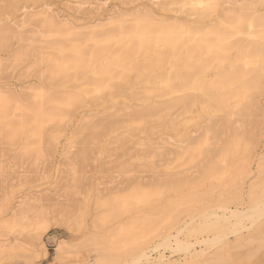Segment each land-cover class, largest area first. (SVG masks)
<instances>
[{"label": "rangeland", "instance_id": "1", "mask_svg": "<svg viewBox=\"0 0 264 264\" xmlns=\"http://www.w3.org/2000/svg\"><path fill=\"white\" fill-rule=\"evenodd\" d=\"M218 1L216 3L215 2L212 3L214 5L207 12L208 14L204 17L205 19L217 20L218 18H221V16H224L225 13L229 12L230 8L239 9L240 4H241V8H244L246 10L245 12L250 11L254 7H259L261 10L264 9V2H262L261 0H257V1L256 0H251V1L250 0H235V1L227 0L226 2L225 0H223V2L221 1L218 2ZM245 1L246 2L248 1L249 3L250 2L251 3L244 5V3H246ZM232 2L233 4L234 2L235 3L237 2L238 4L233 5ZM17 3L19 5L17 4L18 7L16 11L13 13L10 10L6 9L4 7V1L0 0V6H2V8H0V22L6 23L7 19H9L8 23L10 25L13 24L14 27L19 25L18 29L24 32L23 35H26V33L27 35L28 33H31V29L34 31L36 30L34 23L31 21L27 22L28 24L27 23L22 24L23 19L25 18L24 16H27L26 13H28L29 10L36 11L38 9L46 8L50 11V13H53V14L56 13L55 16L58 19H65V20L67 19L76 25L85 24V23L86 24L89 23V25H92L93 22H94L93 24H95V23L104 21L105 23L103 27H99V29H104L107 27L109 28L111 26H114V24L115 25L119 24V22L107 24L106 19L109 18L110 16H115L118 14L130 15L132 14V12L135 13L136 11L141 10V9L144 10L145 8L146 9L148 8L154 11L158 10V7L154 5L151 2V0L149 1L148 0H17ZM174 5L175 4H173L171 7L169 6L171 9L168 8L165 10L164 14L166 16H170V15L175 16V17L177 16L178 18L182 20H185L187 18L186 20L190 22L192 21L195 22V19H199L196 21H201V19L198 16H196L197 14L195 13L193 14L194 16L192 15L193 17L190 16L191 13H193L190 10L191 5L189 6L186 4L187 7L185 6L181 7L179 4H177L179 5V8L181 7L180 10L177 5H175L176 7ZM252 5H254L253 8H252ZM172 8L174 9L176 8L175 11H173L174 9ZM177 8L179 11L177 10ZM212 9L214 10V12L212 11ZM185 10H187V13L188 12L189 13L188 14L184 13L186 12ZM156 13L160 14L157 11ZM129 17L127 16L125 19L127 18L129 19ZM129 22L124 23V24H128ZM24 25H27V26H24ZM33 34H29V35L33 36ZM18 40L19 39L17 37H14L12 38L11 42L8 44L7 47H5L4 49L0 47V90L5 91V92L8 91V92L16 93L18 97L24 99L28 97L29 95H31V92H34L33 91L34 87L40 84H45L48 86V84L44 82L45 79H44L43 70H44L45 65L43 62L42 64L40 61V54H42L44 51L45 52L48 51V49L43 45L44 44L43 42H40V43H37L38 45H35L33 47L32 49L33 51L32 50L29 51L28 55H25L19 58L17 53H19L20 51L18 52L15 50L16 48L19 49L18 47L19 45L21 47L22 44H26L25 43L26 41L21 42ZM40 44L42 45L40 46ZM235 54H236V51H231L232 57H234ZM250 66H252V64H250L249 67ZM211 69L212 68H210V70ZM215 69H214L215 71L213 70L208 74H206L207 73L206 71H208L209 69L208 70L206 69L205 72L203 71V75L198 73L197 75L198 82L193 83L191 85L192 88H187L184 90L185 93H190L191 91L192 93L190 94L194 95L195 97L197 96L196 97L197 99L195 98L196 100L193 103L194 106L192 104H189L190 106L188 104L186 105L188 106V109L190 110L192 109L191 113H190V110L189 112L185 110L187 109V107L184 108L185 105L181 106V107L184 106L183 109L181 107L179 108V106L177 107L176 110L172 108L170 112L174 110L173 112L175 113H173V115L175 116L176 114H180V115L184 114L181 110H185V114L181 115L182 117H180V115L179 116L177 115L179 118L177 116L175 117V116H172V114H170V116L174 117L175 122H173L174 124L171 125L172 127L167 126L168 124H166L167 129H165L166 127L161 128L162 126L161 124H162V121L164 123L167 122L166 118L168 120V117H169L168 111H167V114L166 112L163 114V116L165 114L167 115L163 117V120H160V119L151 120V119L146 118L142 120V121L144 120L147 121V122L144 121L145 122L144 123L141 121L140 118L139 119L137 118L138 120L135 121L136 120L135 119L133 122L134 124H132V121H131L130 123L131 125L129 124L127 126L122 127V124L125 125L126 122L129 123L130 122L129 119H131L132 117L130 115L126 117L127 113L129 112V111H126L127 108H128L127 110L131 109L133 111L134 107L135 109L136 108L139 109V106H140V109H142L143 107H145V104H147L148 102H156V100L158 99H162L163 101H165L171 97L177 98V96L179 95V93L170 92L168 94V97L167 95H164L163 97L162 96L160 97L159 95H155V96H158V97H155L153 96L154 92H152L151 90L153 89L154 91V88L157 87L156 86L157 84L155 85L154 83L147 82L145 80L139 82L136 78H133L135 74H131L130 78L127 81L128 83L125 82V84H122L120 82L119 84L118 80H116V83L118 82V84L114 87L115 89L110 88L111 89L110 90L108 88L110 91L106 89L108 91L107 94L109 93L111 94L110 96L108 95L109 97L107 96L106 93H103L102 95L99 93V95H101L99 100L102 98L103 101H101L102 99L100 101L98 100V96H99L98 93H94V94L91 93V95H89L85 99V101L87 100L88 102L82 101L83 103L81 102L76 107L72 108L71 109L72 112H70L71 114L68 116L69 118L66 117L67 119H65V121H63L61 124L60 123L58 124L55 122L47 123L45 126V134L48 139L51 138L49 136H52L55 130L56 131L57 129L58 130L61 129V130L57 132L55 131L56 135L54 134V139L51 138L49 139V142L48 141L44 142V153L45 154L43 153L44 154L42 155L43 157L42 156L38 157L37 155L34 154L35 152L33 153L23 152L22 146L20 145L19 141L10 142V141H7L5 138H0V264H95V263L97 264L98 260L96 259H98L97 257L100 256L101 248H106L109 253L111 252L112 256L113 257L115 256V259L119 260L117 262L118 264H126L127 263L126 260L125 261L123 260L124 259L123 252H125V249L123 246L124 242L122 241L121 238L118 239L120 236L118 237L114 236L116 233V230L118 229L117 227H119L121 223H125L128 225L129 223L132 224L133 221L135 222L134 224H136L137 220L140 219L137 222L138 225H136L138 228H141V226L143 229L144 227L148 228L147 225L149 223V220L151 221L153 220V221L152 222L150 221L149 224L151 223L152 224L148 226L155 225L154 227L156 229H160L163 227L166 228L164 223L159 222L160 220H162L160 219L162 218V215H160L162 214V211L160 210V208L163 209V207L165 206V203L172 197L171 195H173V193L177 197L178 195H180L179 198H181L182 196H185L181 194L185 193L186 195H189V194L194 193V195H197V192L200 193V192H203V190L204 191L207 190L206 188H209L208 189L209 191L207 190L208 195H207V192L205 191L206 194H204L203 192L201 194H198L199 196L197 195L198 198H196L195 196V199H196L194 201L195 204L191 202L194 200V198L193 200L190 201L189 203L190 205L188 206H186L188 203L181 204L183 201H179L181 199L177 198V200L179 199L177 201L178 202L177 204H180L179 205L180 208L186 206L188 209L187 211L192 209L198 212L199 210L198 206L200 205H197L198 207L197 208L196 203L197 202H198L197 204L201 203V207L203 209L204 207H207L209 210H211V211L208 210L209 213L210 212L214 213L213 214L214 218L219 217L220 215H224L222 212V209H220V207H216L217 205H219V203L224 202V198H225V201H228V199L230 198V200L228 201L230 202L228 204V207L230 208V210L236 209L238 212L241 213V211H245V209L253 208L255 206L254 204L255 200L259 198H264V191L263 192L260 191L261 189L263 190L264 185L259 186V183L261 184L264 183V162H262L264 160V95H263L264 94V89H263L264 88L263 87L264 86V79H263L264 70L262 71L260 70V73L258 75V77L259 76L260 77L259 79H257L258 89H260L258 91H261V94L262 93L263 94L261 95L260 93H256V92H255L256 94H254V92L252 91L251 94L256 95V97L252 96V99H251V96L248 97V99H250L248 101H252L253 99L255 100V102L252 101V103L255 104L254 105L255 107H253V104H252L251 107L253 109L252 110L250 109V111H252L251 112L252 114L248 112V114L250 113L252 116L251 115L247 116V113L246 115L241 114L242 116H240V114L237 115V113L234 111H233V115L231 113L230 114L226 113L228 114L226 115L227 117L230 115L231 118L229 119V122L231 123H229L228 120H226L228 119L226 117L225 120L228 122V124H225V125L226 126L229 125L230 127H232V130L234 129L232 131L230 128L228 131V127L222 126L224 125L222 123L224 122V119L222 118L225 117L224 112L232 109L233 107L232 104L235 101V99L231 100L232 103L231 101H229V104L227 107V109L229 110L225 108H224V111L221 109H217V108H215L216 110L215 109L209 110L213 108H208L207 106H205L206 112H207L206 113L204 112L205 110L203 109V107L201 108V106L204 105V104L202 105V102H203L202 100L204 99H201V98H204L202 94L203 88L205 89L206 83H208L212 77H215L218 73L223 71L222 69H219V68L217 69V67ZM226 69H229L228 65H226ZM39 73L41 74V76ZM151 75L152 74H150V76ZM248 75L249 74H246V75L244 74V77L242 75V78H236L235 80L233 79L229 83L230 85H233V84L237 85L241 80L243 81V79L246 78ZM135 80H137V82ZM133 81L135 82L136 86L134 85ZM142 82L144 85L142 84ZM69 84L67 85V87H71L74 85V83H69ZM260 85L262 88L261 87L259 88ZM224 86L225 85H223V88L228 87L227 85L225 87ZM116 87L118 88L120 87V89H117ZM148 88H151V90ZM141 89L143 90V92H145L144 89L145 90L147 89V94L150 97H148L146 93H142ZM222 89H218L216 92H220V91L223 92L224 90ZM117 90H121V91H117ZM107 91L104 90V92H107ZM139 91L140 93H138ZM131 92L134 94L133 96H135L136 94H138L137 96H139L141 93H142L141 97L144 94L147 96L145 95H144L145 97L143 96L145 100L137 96H136L137 98L135 99V97L131 95L132 94ZM195 92H197V94ZM150 94H153V95H150ZM182 94L183 93H180V95ZM103 95L107 98H105ZM127 95H129V97H127ZM130 95H131V98H130ZM146 97L149 100H146ZM91 100H92V103L94 104L90 103ZM162 100H158L157 102H163ZM95 103H96V106H95ZM80 104H82V106H79ZM125 105L126 106L128 105L130 108L128 106L126 107ZM202 109L204 111H202ZM124 112H127L126 115ZM214 113H218V114L213 115ZM222 114H224V116ZM107 115L109 116L111 115L110 117H113V118H110L109 116L108 117L111 120L113 119L114 122L116 121L114 120V118L115 119L119 118L120 120L118 119L117 126H119V124L121 126L117 127V130H116L115 128L116 125H114V127L110 125L113 127V129L108 128V130H111V133H108L109 132L108 130L104 132L103 135H100L99 133L101 138L95 140L99 136L97 137V135H95L97 132L94 130L96 128H97L96 130H99V127L101 126L100 124H102L103 121L104 122L109 121V119L108 120L104 119V118L107 119ZM132 115H134V112H132ZM234 117L237 119L239 118V119L237 120ZM122 119H127L128 121L125 120L124 122L122 121ZM164 119L166 122L164 121ZM220 119H222L223 121L221 120L222 125L221 127H218L220 128L218 130L216 126L218 123L217 121H220ZM100 120L102 123L100 122ZM174 120L172 118L171 122ZM138 121L142 122V125L140 126L141 132L140 130H137L136 128L137 125L138 126L140 125ZM168 121L170 122V117ZM96 122L98 123L96 124ZM170 124L172 123H169V125ZM93 125L94 126L97 125L95 126L96 127L95 129H92L94 128ZM132 125L133 127L136 126L134 127L136 129H134ZM219 125L220 124H218V126ZM204 126H205V129L203 128ZM168 127L173 128V129L171 130ZM242 127L243 129H241ZM114 128L116 131L114 130ZM128 129L132 131H128ZM186 129L189 134L186 133ZM212 129L215 131V133L218 132L217 135L219 134L220 136L213 134L214 131H212ZM240 129L241 131H239ZM48 131L50 132L53 131V132L52 134H50V132ZM206 131H208V133ZM210 131L213 132L212 134L215 135L214 137H212L213 135L209 133ZM234 131L237 132V134L234 135L233 134ZM92 132L93 133L95 132L94 133L95 136L93 135L94 138L93 137L89 138L90 135L93 134ZM132 132L134 133L132 134ZM238 133H240L239 136H242L239 139L237 137ZM206 134L212 135L210 136V139L217 138L219 140L218 141L216 139L218 146H216L217 145L216 141L214 144L216 146L215 149H217L218 147L217 150L211 149V148H214L212 147L213 145L212 143L214 142H210L212 140L209 141L208 139L209 136L207 137ZM246 134L248 135V137H250V139L248 137L246 138L247 136ZM180 135L181 137L186 135L187 141H185L186 136L184 137L185 139L183 138L184 143H183L182 138L178 139ZM229 135L234 136L232 138L233 140L229 139L230 138ZM194 138H196V140L197 139L199 140V138L201 140L203 139L202 141L203 143L201 142L202 147L200 146L201 144L200 141H199L200 143L199 145H198V142L193 143L194 146L195 144L197 145V150H196V146L195 147L192 146L194 149L193 148L191 149V145L190 147H188L189 151L195 150L196 154L192 153V151L189 152L187 148L185 149L184 147V146H187L185 145L186 143L191 144V141L194 142L193 141ZM243 138L245 139L243 140ZM188 139H191V141H189ZM224 139L225 140L229 139L231 141L230 145L228 143L229 140L226 143L225 141L222 142V140ZM179 140H182L181 141L182 143H180ZM237 140L238 141L240 140V141L238 142ZM205 141L206 142L209 141L208 143L209 144L211 143V144L210 145L206 144ZM233 141H235V144L236 145L238 144L237 146H240V147L239 148L236 147L235 149L236 145L231 146V143L232 144L234 143ZM236 141L238 143H236ZM218 142H221L223 144L218 143ZM158 143L161 145H159ZM175 144H177V147L178 145L182 144L183 145L182 149L186 150V151L184 150L185 153L184 151H181L182 145L179 146L180 148L177 149V147H175L176 146ZM224 144H228L230 148L227 147V145L222 146ZM163 145H164V149L166 150L162 148ZM172 145H174V147ZM159 146H161L162 149ZM206 146H208V148L209 146H211V148L206 149L210 151V152L208 151L209 154H207L208 152L205 153L206 150L204 148ZM168 147H169V151H168ZM222 147L223 149L221 151L224 154L223 159L226 164L223 163L224 162L223 160H220L222 159L220 157L221 156L220 149ZM172 148L174 149L172 150ZM242 149H244V151ZM159 150L160 151L164 150L163 153L164 152L165 153L164 154L160 153ZM175 150L176 151L178 150L177 151L178 153L181 151L184 157L183 158L181 157L182 159L180 158V156L182 155L181 153H179L178 154L179 156L177 157L176 156L177 153ZM214 150H215V153L213 152ZM218 150L220 151V153ZM230 150H232L233 152ZM211 152L215 155H213ZM231 152L232 154H229ZM189 153L193 154V155L190 154L191 158L193 159L189 160L188 158V160L187 159L184 160L186 155L189 156ZM31 154H34V155H31ZM211 154L213 156H210ZM242 155L246 157H242ZM233 156H234V160L233 158H231ZM205 158L206 159L208 158V159L206 160ZM211 158H213V160L215 158L214 162L217 159L219 160L213 164L216 167L218 164H220V161L221 163H223L218 166L219 167L218 169L220 170H218L215 167L218 171L216 169H215L216 171H210L209 174L205 176L202 182L194 183L193 179L196 180V177L198 178V176L200 175L198 171L201 168V166H203L205 163L208 164ZM246 159L249 163L245 161ZM169 160L171 161L169 162ZM242 160H244L245 162ZM199 161H202V162L199 163ZM228 161L232 163L230 162L228 163ZM239 161H241L243 164H240L241 162L239 163ZM203 162L205 163L201 165ZM211 162L209 164H212ZM244 163L246 165H249L251 163L250 164L251 166L249 165L250 166L249 169L251 170L249 174L244 176L245 179L243 181L241 178L239 179L240 175L238 172H240L242 166L245 165ZM199 164L200 166H198ZM238 166L239 167L241 166L240 169H238L239 168ZM259 169L261 170L259 171ZM175 171L176 173L178 172L177 174L174 173L175 175H177L178 178H180V176L181 178L183 177L185 178L186 176V177H189V181L190 182L193 181V183L191 182L189 185H185V186L181 184L182 186L181 185H179V187L177 186L178 188L176 187L177 189L175 188V190L173 191L172 189L171 190L169 189L170 192L167 193L166 191L168 190V187L166 183L169 181L167 179H170V178L172 179L174 176L172 177L171 174L174 175L173 172ZM234 173L239 175V176L237 175L238 177H235V180L232 179L234 178L232 176H235ZM227 177L229 179L231 178L232 181L231 180L229 181ZM209 178L210 180H208ZM217 178L220 179L221 183L218 182L219 179L217 180ZM173 179H175V177ZM238 180H240V183L241 181L244 182V185L240 188L241 190L235 188V185L233 186V183L235 182L239 183ZM161 181H163V183L165 182L166 184V185L164 184L165 186L162 184L161 185L164 186L165 188L167 187L166 191L163 194L162 192L164 190V187L162 188L161 186L159 187L158 185L159 183H162ZM222 181H224L225 183ZM155 182H158V184L156 183L158 186L154 184ZM211 182H213L214 184ZM230 183H232L231 186H228L230 185ZM138 184L142 185L143 188H146V189H149V188L151 189L157 186L161 194L151 196L148 199L149 200V202H147L148 204H144V205L141 204V206H145V207H140L139 205V207H137L135 211L132 210V211L125 212V210L123 209V206H121L123 201L121 202L120 200L122 199V197L124 198L125 193L126 194L129 193L130 189L131 190L134 189L135 187L138 186ZM251 184H253L256 189L251 188ZM222 185H223V188H222L223 190L221 189ZM225 185L226 187L224 188ZM234 188H235V191L237 190V192H235L236 194L233 193ZM229 190H233V192L231 193V191ZM256 190L257 191L259 190V191L257 192ZM174 191H176L177 193ZM222 191L223 192L226 191L228 193L224 192L226 193L225 195L224 193H222ZM254 192L256 194H254ZM220 194L222 195L221 197L219 196ZM232 194H233V198L231 199ZM258 194L259 195L261 194L262 197L259 196ZM200 195L204 197L202 196L200 197ZM249 195L251 196L249 197ZM116 196L117 198L114 201H111V199H113V197L115 198ZM157 196H159L158 197L159 199H157ZM167 196L170 198L167 199L166 198ZM226 196L228 199H226ZM236 196L237 198H239L237 199V201H235ZM207 197H209L210 199ZM165 198L167 199V201ZM219 198H222V200L220 201ZM22 199L29 200V204L32 205V207L29 208L27 211H24L25 209H23V211L26 213V217L24 218L23 222L18 223L17 221V223H14L13 221L14 215L12 213L15 211V209H17V212L18 210L20 212V210H22V208L25 207L24 203H22L24 202V200ZM208 200L210 202L214 201L216 203L214 202L210 203ZM105 201L108 202V205L104 203ZM164 201L165 203H163ZM19 205L22 208H20ZM191 205L193 207L189 208V206ZM111 206L114 208L112 209ZM181 209L183 213L179 214L178 221L180 220L179 225L183 226L185 222L189 221L190 217L187 218V215L185 214L186 213L185 208H181ZM111 210L113 211L111 212ZM228 211L229 209L227 210L226 216H228L230 212ZM105 213H107V215L108 214L110 215L107 216ZM213 216H211L212 217L211 219L206 221L203 216H198V214H196V218H195L196 220L194 221V223H191V225H189L185 229V231H183L180 234V238L183 240L184 245L187 242L194 244L193 247L190 248V251L189 250L186 251L185 249H182V250L176 249L173 243L171 245H168L167 247H164V245L163 246L160 245L158 249H154L153 247L150 248L148 250V254L150 255L151 258L149 259V261L145 260L142 263L147 264L149 262L150 264H264V215L260 217L261 219L259 218L258 221L256 222H253L251 220L244 218L245 220L243 219L242 223H237L239 219L236 218L235 220L234 217H230V214L227 217L228 219L225 217V219L221 221L220 220L216 221L215 219H213ZM144 217H146L147 220ZM158 219L159 221H157ZM197 219L199 220V224H198ZM154 220L157 222H155ZM143 222H146L145 223L146 226L144 227L143 225H141L143 224ZM44 223L51 225V226H49L50 228L48 229L46 233L41 235L43 231L41 226L44 225ZM160 223H162V226ZM158 224L160 225L158 226ZM179 225L173 228L171 230V233H176V230L177 228H179ZM148 229H152V227ZM203 230H206V231H203ZM40 235H41V238H39ZM106 236L111 237L112 239L111 238L108 239V237ZM217 238H220V239H217ZM115 239L119 241L117 242ZM204 240H208L207 244ZM57 242H60V245H61V250L59 251L55 249ZM160 242L161 241L156 240L157 244H159ZM18 243H20V245ZM121 247H123V249ZM192 251L194 253H192ZM197 251H199L200 253ZM245 251H246V254H244ZM122 254H123V256H121L122 258H119V256ZM161 255H163V259H160ZM218 256H220L221 258ZM222 256L225 257V259H222L223 258ZM106 263L110 264L109 262H106Z\"/></svg>", "mask_w": 264, "mask_h": 264}, {"label": "bare ground", "instance_id": "2", "mask_svg": "<svg viewBox=\"0 0 264 264\" xmlns=\"http://www.w3.org/2000/svg\"><path fill=\"white\" fill-rule=\"evenodd\" d=\"M3 1H4V7L6 9L10 10L13 13L16 11V9L18 7L17 6V4H18L17 0H3ZM217 1L218 0H151V2L158 7V10H156V11L160 14H157L156 11H154V10L145 8L144 10L141 9V10L136 11L135 13L132 12V14H130V15L118 14L115 16H110L109 18L106 19L107 24L108 23H114V22H119V24H117V25L114 24V26H111L109 28L107 27L104 29H99V27H103V25L105 23L104 21H101V22L97 21L98 23H95V24H93L94 23L93 22L92 25H89V23L86 24L85 22H84L85 24L76 25L67 19L66 20L65 19H58L55 16L56 13H54V14L50 13V11L46 8L45 9L44 8L38 9L36 11H32V10L30 11L29 10L30 12L28 11V13H26L27 16H24L25 18L23 19L22 24H25V23L31 21L34 23V26L37 30V31L36 30L34 31L31 29V33H28V35L26 32H25L26 35H23L24 32L22 30L20 31L18 29L19 25L15 26V27L13 24L10 25L8 23L9 19H7L6 23L0 22V47L1 48L4 49L5 47H7L8 44L11 42L12 38L17 37L19 39L18 41H21V42L26 41L25 42L26 44H22L21 47L19 45L18 46L19 49L16 48V50H15L18 52L20 51L19 53L16 52L19 58L22 56L28 55L29 51H31L33 49V47L35 45H38L37 43H40V42H43L44 44L43 43L42 44L48 49V51H46V52L41 51L43 53L40 54V61H41V63L43 62L45 65L44 70H43V74H44V79L46 81L44 80V82L46 84H48V86L45 84H40V85L34 87L33 88L34 92H31V95H29L26 98L23 97L24 99L18 97L16 95V93L8 92V91L5 92V91L0 90V138H5L7 141H10V142L19 141L20 145L22 146L23 152H25V153L35 152L34 154L37 155L38 157L42 156L45 154L44 153V142H47V141L49 142V139H51V138L54 139V134L56 131L55 130L56 128L54 129L55 130L54 134H52L53 131L52 132H50L51 130L48 131V132H50V134H52V136H49L51 138L48 139L46 137V134H45V126L47 123L55 122V123L61 124L63 121H65V119H67L66 117H68L71 114L70 113V112H72L71 109L76 107L82 101H85L86 97L91 95V93H93V94L98 93V95H99V93L101 95L103 93L107 94L108 91L111 90L110 88H114L118 84V82H119V84H120V82L122 84H125V82H127L128 79L130 78L131 74H135L136 77L134 76L133 78H136L139 82L145 80L147 82L154 83L155 85L157 84L156 85L157 87L154 88V91H153V89L151 90V88H148L152 92H154V95L153 94H150V95H153V96L159 95L160 97L167 95V97H168V94L170 92H175V93H179V95L177 94L179 97L178 96H177V98L171 97L172 99L168 98V100L164 99L165 101H163L162 99H158V100H162L163 102H157L158 100H156V102H148L147 104H145V107H143L142 109H140V106H139L140 110L137 108L135 109V107H134V109L132 107L133 111L131 109L127 110L128 109L127 108L126 111H129V112L128 113L124 112L125 115L127 113L126 117H128L129 115L132 117H131V119L128 118L130 122L129 123L126 122L125 125L122 124V127L129 125L131 123V121H132V124H134L133 123L134 120L136 119L135 121H137L139 118L141 119V121L143 119H146V118L151 119V120L152 119L163 120V117L167 114V111L169 112L168 116L170 117V122L168 121L169 117H168V120L165 117L166 121L168 123L164 119V121L166 123H164L162 121L161 125L162 126L164 125V126L163 127L161 126V128H165L166 124H168L167 126L172 127L171 125H173L174 124L173 122H175L174 117H172V116H175V115H173V113H175V112H173L174 111L173 110V111H171L172 112L171 113L170 110L172 108L176 110L178 106L180 108L182 105H185V107L184 106L183 107L184 108L187 107V109H188V106H186V105L192 104L194 106L193 103L197 99L196 98L197 96L195 97L194 95L190 94V93H192L191 91H190V93H185L184 90L187 88H192L191 85L193 83L198 82V80H197L198 73L203 75V71L205 72L206 69L207 70L209 69L208 71H206L207 72L206 74H208L211 71H213L216 67H217V69L219 68V69H222L223 71L218 73L217 75L215 74L216 76L212 77L211 80L208 83H206L205 89L203 88L202 94H203L204 98H201V99H204V100H202L203 102L202 101L201 102H202V105L203 104L204 105L201 106V108L203 107V109L205 111L203 109H202V111L206 112L205 106H207L208 108H213V109H209V110H214L215 108H217V109H221L224 111V108L227 109L229 101H231L232 99L233 100L235 99V101L232 104L233 105L232 109H230V110L227 109L229 111L224 112L225 117L224 118L221 117L222 119H224V122H222L223 121L222 119H220V121H217L218 123H217L216 128L221 127L222 123L224 124V125H222L223 127L226 126L225 124H228L229 119L231 117H230V115L227 117L226 115H228V114H226V113H229V114L231 113L233 115V111H234L237 113V115L240 114V116H242L244 114L246 115V113H247V116L251 115L252 111H250V109L251 110L253 109L251 107V105L253 104V107H255L254 106L255 104L252 103V101L255 102V100L253 99L252 101H248V100H250V99H248V97L251 96V99H252V96L256 97V95L251 94L252 91L254 92V94H256V93L261 94V91H258L260 89H258V84H257L258 80L257 79H259V77H260V76L258 77L260 70L261 71L264 70V9L261 10L259 7L253 8V6L255 5L254 4V5H252L253 9H251L248 12H245L246 10L244 8H241V4H240L239 9L230 8L229 12L225 13L224 16H221V18H218L217 20L205 19L204 17L208 14L207 12L214 5L212 3L213 2L216 3ZM220 1L223 2V0H220ZM220 1H218V2H220ZM226 1L227 0H225V2ZM233 1H235V0H233ZM261 1L264 2V0H261ZM132 3H134V2H132ZM248 3L249 2L247 1L246 3H244V5H246ZM173 4H175V5L179 4L181 7H184V6L187 7L186 4L189 6L191 5L190 10L193 13H191L190 16H192L195 13V14H197L196 16H198L201 19V21H196V20H199V19H195L196 16L194 17L195 22L187 21L186 20L187 18L185 20H182V19L178 18L177 16L176 17L172 16V15L166 16L164 14L165 10L168 8L171 9L170 7ZM232 4H233V2H232ZM234 4H238V3L234 2ZM179 5H177L178 8H179ZM0 8H2V6H0ZM178 8H177V10H178ZM180 8H179V10H180ZM172 9H174V8H172ZM175 9L173 11H175ZM182 9H181V11H182ZM213 9H215V8H213ZM213 9H212V11L214 12ZM218 10H219V8H218ZM185 11L186 12H184V11L183 12L186 14L189 13V12L187 13V10H185ZM127 16L128 17L130 16L131 18L129 17V19L128 18L125 19ZM127 22H129V23L124 24ZM24 26H27V25H24ZM24 26H22V27H24ZM29 34H33V36L29 35ZM42 44H40V46ZM44 46H42V47H44ZM231 51H236V54L234 55V57H232ZM17 55H16V57H17ZM250 64H252V66H254V65L255 66L254 67L250 66L251 67L250 68L249 67ZM226 65L229 66V69H226ZM210 68H212V69L210 70ZM148 73H150L152 75L150 76V74H148ZM212 73H214V72H212ZM41 74H40V76H41ZM147 74H148V76H147ZM244 74L245 75L249 74L248 75L249 77L247 76L248 77V78L246 77L247 79L244 78L245 80L243 79V81L241 80L239 83L237 82L238 83L237 85L236 84L234 85L233 83H232L233 85H230V83H229L230 81H232L233 79L235 80L236 78H242V75L244 77ZM116 80H118L117 83H116ZM137 80H135V81L137 82ZM238 81H239V79H238ZM69 83H74V85L71 87H67V85ZM138 84H140V83H138ZM142 84H143V82H142ZM134 85H135V82H134ZM223 85H225V86L227 85L228 87L223 88ZM138 87H140V86H138ZM260 87H261V85L259 86V88ZM116 88L120 89V87L119 88L116 87ZM106 89H108V91ZM114 89H112V90H114ZM142 89H141V92L147 94V89L146 90L144 89L145 92H143ZM218 89H222L224 91L223 92H221V91L216 92ZM104 90L107 92H104ZM117 91H121V90H117ZM197 92H195V93L197 94ZM138 93H140V91ZM149 93H150V91H149ZM180 93H183V94L180 95ZM141 94L139 96H137L138 94L133 96L134 94L132 93L131 95L133 97H135V99H136L137 97L143 98V96L145 94L142 97H141ZM101 95L98 96V100L101 97ZM108 95L110 96L111 94L109 93V94H107V96ZM131 95H130V98H131ZM147 95H145V96H147ZM127 97H129V95H127ZM133 97H132V99H133ZM148 97H150V96L148 95ZM155 97H158V96H155ZM105 98H107V97H105ZM146 100H149V99H147V97H146ZM95 101H96V99H95ZM101 101H103V99ZM85 102H88V101L86 100ZM90 103L94 104V103H92V100ZM231 103H232V101H231ZM196 104H197V102H196ZM83 105H85V104H83ZM138 105H140V104H138ZM138 105H136V106H138ZM79 106H82V104H80ZM79 106H78V108H79ZM95 106H96V103H95ZM125 106H124V108H125ZM97 107H98V105H97ZM183 107H181V108L183 109ZM229 108H231V107H229ZM187 109H185V110L187 112H189L190 109H188V110ZM119 110H121V109H119ZM179 110H181V109H179ZM185 110H181V111L185 114ZM191 110H190V113H191ZM209 110H207V111H209ZM131 111L134 112V115H132ZM73 112H74V110H73ZM105 112H106V110H105ZM165 112H166V114L163 116V114ZM176 112H178V111H176ZM248 112H250L251 114L250 113L248 114ZM211 113H213V112H211ZM115 114H116V112H115ZM170 114H172V116H170ZM184 114H181V115H184ZM215 114H218V113H214L213 115H215ZM224 114H222V115L224 116ZM177 115L179 116L180 114H176V116ZM181 115H180V117H182ZM108 116L109 115H107V119L106 118H104V119L108 120L111 115L109 117ZM210 116H211V114H210ZM171 117L174 120L172 122H171V120H172ZM226 117L228 119H226ZM110 118H113V117H110ZM118 119L114 118V120H116L115 122L113 121V119L112 120L109 119V121H107V122L103 121V123L100 120V122L102 124H100L101 125L100 127L98 126L99 130H96L97 128L95 126H97V125H95V126L93 125L94 128H92V129L96 128L94 131L97 132L95 135H97V137L99 136L98 138L95 137L96 138L95 140L101 138L100 135H103L104 132H106L108 130V128L113 129L114 125H116L115 128L117 130V127L121 126L120 124H119V126H117L118 125V123H117ZM225 119L228 120V122ZM232 119H231V121H232ZM235 119H237V118H235ZM125 120H127V119H122V121H124V122H125ZM139 121H138V123H140V125L139 126L137 125V127L134 126L137 128V130H140V128H141L140 126L142 125V122H144V121L147 122L146 120H144L142 122H139ZM246 121H248V120H246ZM66 122H67V120H66ZM211 122H209V123H211ZM97 123L98 122H96V124ZM138 123H136V124H138ZM169 123H172V124L169 125ZM229 123H231V122H229ZM218 124H220V125L218 126ZM54 125H56V124H54ZM110 125H112L113 127ZM110 127H112V128H110ZM122 127H120V128H122ZM132 127H133V125H132ZM170 127H168V128H170ZM226 127H228V131L230 128L232 130V127H230L229 125ZM47 128H49V127H47ZM115 128H114V130H115ZM128 128H129V126H128ZM136 128H134V129H136ZM203 128L205 129V126ZM50 129H51V127H50ZM52 129H53V127H52ZM165 129H167V127ZM170 129L172 130L173 128H170ZM219 129L220 128H218V130ZM241 129H243V127ZM241 129L239 131H241ZM60 130L61 129H59V130L57 129V131H60ZM206 130H208V129H206ZM108 131H109L108 133H111V130H108ZM128 131H132V130L128 129ZM212 131H214V130L212 129ZM134 132H132V134ZM140 132H141V130H140ZM206 132L208 133V131H206ZM234 132H233L234 135L237 134V132H235V133ZM94 133L92 135H90L89 138L93 137ZM99 133H100V135H99ZM108 133H106V134H108ZM186 133H188L187 129H186ZM190 133H191V131H190ZM209 133L212 134L213 132L210 131ZM217 133H215V131H214L213 134L217 135ZM127 134H129V133H127ZM239 134L240 133H238V136L236 135L238 137V139L240 137H242V136H239ZM212 135H207V137L209 136V138H208L209 141L212 140L210 142H214V143H212L214 145L217 138L210 139V136H212ZM185 136L186 135L181 137V135H180L178 137V139L182 138L183 143H184V139H185L184 137ZM214 136L215 135H213L212 137H214ZM233 137L234 136H230L229 139H232ZM247 137H248V135L246 136V138ZM248 138L250 139V137H248ZM205 139H206V137H205ZM244 139L245 138H243V140ZM126 140H128V139H126ZM182 140H179L180 143H182L181 142ZM188 140L191 141V139H188ZM195 140H196V138H194V140H193L194 142L191 141V144L186 143L185 145H187V146H184L185 149L187 148V150H188V147H190V145H191V149H192L193 148L192 146H194L193 143L198 142V145H199L203 141V139L201 140L200 138H199V140L198 139L196 141ZM228 140L224 139V140H222V142L225 141V143H226V142H228ZM185 141H187V136H186ZM199 141H200V143H199ZM237 141H236V143H238L240 140L238 142ZM164 142H165V140H164ZM208 142H206V144H209ZM230 142L231 141L229 140V142H228L229 145H230ZM233 142L234 143L233 144L231 143V146L236 145L235 141H233ZM202 143L200 144L201 147H202ZM218 143H221V142H218ZM168 144H170V143H168ZM188 144H189V146H188ZM216 144H217V141H216ZM221 144H223V143H221ZM159 145H161V144H159ZM175 145H176L175 147H177V144H175ZM181 145L182 144L178 145L177 149L180 148L179 146H181ZM213 145H212V147H214V148H211V146H209V148L215 149L216 146H218V144L216 146L215 145L213 146ZM225 145H227V147H229L228 144H224L222 146H225ZM237 145L235 146V149H236V147H238V148L240 147ZM172 146L174 147V145H172ZM195 146H196V150H197V145L195 144ZM159 147L161 148V146H159ZM162 148L164 149V145ZM182 148H183V145L181 146V149ZM207 148H208V146H206L204 149L206 150ZM229 148H227V149H229ZM173 149L174 148H172V150ZM217 149H218V147H217ZM217 149H215V150H217ZM222 149H223V147L220 149V151ZM233 149H234V147H233ZM164 150H166V149H164ZM184 150L182 149L181 151H184ZM215 150L213 151L214 153H215ZM232 150H230V151H232ZM242 150L244 151V149H242ZM161 151H160V153H163V151L162 152ZM168 151H169V147H168ZM177 151H176V153H177L176 156L178 157L179 156L178 154L179 153L182 154V152L180 151L178 153ZM185 151H184V153H185ZM191 151H192V153H195V150H191ZM191 151H189V152H191ZM200 151H199V153H200ZM208 151L209 150H206L205 153H207ZM220 151H219V153H220ZM209 152L207 154H209ZM223 152H225V151H223ZM232 152L229 154H232ZM226 153H227V151H226ZM34 154H31V155H34ZM190 154L191 153H189V156H190ZM212 154L210 156L215 155V154H213V155ZM220 154H221L220 157L222 158L220 160L224 161V159H223L224 154L222 153V151ZM191 155H193V154H191ZM186 156H187V158H186ZM186 156H185L184 160H186V159L188 160V158H189V160L193 159V158H191V156L190 157L188 155H186ZM162 157H163V155H162ZM181 157L183 158L184 155L182 154L180 156V158ZM225 157H226V155H225ZM242 157H246V156L242 155ZM231 158H233V160H234V156ZM171 160H169V162ZM184 160H183V162H184ZM203 160H204V158H203ZM212 160H213V158H211L210 162ZM214 160H215V158H214ZM214 160L211 162L212 164H209L210 162H208V164L205 162H203L201 164V165H203L205 163L206 165L204 164L203 166H201V168L198 171L200 175L198 176V178L196 177V180L193 179L194 183L202 182L204 180L205 176H207L210 171H216L219 168L218 167L219 165L225 163V161L224 162L222 161L223 163H221V161H220V164H218L216 167L213 164L219 160L217 159L215 162H214ZM226 160H227V158H226ZM242 161H244V160H242ZM245 161H247V159ZM200 162H202V161H199V163ZM229 162L230 161H228V163ZM240 162L241 161H239V163ZM247 162H246V164H247ZM262 162H264V160ZM230 163H232V162H230ZM240 164H243V163L241 162ZM246 164L243 166L241 165L242 168H241L240 172H238L240 175L239 179L241 178L243 181L245 179L244 176L249 174L250 170H251V169H249V167L251 166L250 165L251 163L249 164L250 166L246 165ZM228 165H227V167H228ZM262 165H263V163H262ZM198 166H200V164ZM240 167L238 169H240ZM218 170H220V169H218ZM260 170L261 169H259V171ZM174 173H176V171L173 172V174ZM223 174H224V172H223ZM178 175H180V174H178ZM218 175H220V174H218ZM237 175L238 174H235V176H232V177H234L232 179L235 180V177L239 176V175L238 176ZM171 176L172 177L174 176L175 179H173L174 177L172 179L171 178L167 179V180H169L166 183L167 187H168L167 191H166L167 187L166 188L164 187L166 185L165 184L166 180L164 183H163L164 180L161 181L162 183H159V184H158V182L154 183L155 185L158 184L159 187L160 186L162 188L164 187L162 194L165 191L167 193L170 192L169 189L170 190L172 189V191L175 190V188L177 186L179 187V185H181V184L185 186V185H189L191 182L193 183V181L190 182L189 177H186V176H185V178L183 177L184 179L181 178V176H180L181 179L178 178L177 175H175V174L174 175L171 174ZM228 177H229V175H228ZM228 177H227V179L229 181L230 180L232 181V179L231 178L229 179ZM176 178H178V179H176ZM210 178L208 180H210ZM218 179L219 178H217V180ZM212 180H213V178H212ZM238 181L240 183V180H238ZM243 181H241L240 184L235 182L236 184L233 183V186L235 185V188L240 189L244 185ZM218 182H220V179ZM222 182H224V181H222ZM226 182H228V181H226ZM211 183H213V182H211ZM161 184L162 185L165 184V185L162 186ZM231 184L232 183H230V185H228V186H231ZM201 185H202V183H201ZM203 185H204V183H203ZM219 185H217V186H219ZM260 185H264V183H262V184L259 183V186ZM157 186L154 188H151V189L150 188L146 189V188H143L142 185L138 184V186L135 187L134 189H132V190L130 189L129 193H127V194L125 193L124 198L122 197L123 195L121 196L122 199H124V200H122L121 198H120L121 200L120 199H118V200H120L121 202L123 201L121 206H123V209L125 210V212L132 211V210L135 211V209H137V207H139V205H140V207H145V206H141V204H143V205L148 204L147 203V202H149L148 199L151 196L161 194V192L159 191V188ZM199 186H200V184H199ZM225 187H226V185L224 186V188ZM222 188H223V185L221 186V189ZM235 188H234V192H233V190H229V191H231V193L232 192L235 193V192H237V190L235 191ZM251 188L256 189L253 184H251ZM206 189L208 190L209 188H206ZM228 189H230V188H228ZM231 189H233V188H231ZM207 190H205V191L207 192ZM176 191H174V192H176ZM178 191H180V190H178ZM205 191L203 190L204 194H206ZM226 191H224V192H226ZM260 191L263 192L264 188H263V190L261 189ZM203 192H200V193L197 192V195L201 194ZM224 192L222 191V193H224ZM180 193H182V192H180ZM226 193H228V192H226ZM226 193H224V194L226 195ZM254 194H256V193L254 192ZM166 195H168V194H166ZM173 195H174V193H173ZM173 195H171L172 196L171 198L168 196L166 197L167 199L170 198L168 201L165 198L167 202L166 203H165V201L163 202V203H165V206L163 207V209L160 208V210L162 211V214L159 213L160 215H162V218H160L162 220H160V221H159V219L157 220L159 222L164 223L166 228L163 227L160 229H156L154 227L155 225L148 226V225L152 224V223L149 224L151 221L149 219H148L149 223H148L147 227L148 228L152 227V229H148V228L144 227V226H146L145 225L146 222H143V224L140 223L141 225H143L144 229L142 228V226H141L142 229L138 228L136 225H138L137 222L140 219L137 220L136 224H134L135 222L133 221L132 224L129 223V225H128L125 223H121L119 225V227H117L118 229L116 230V233L114 236H117V237L120 236L118 239H120V238L122 239V241L124 242V245L123 244L122 245L124 246V249H125V252H123L124 256L122 254L119 256V258H122L121 256H123L124 257L123 260L124 261L126 260V262H127V263L125 262L126 264H143L142 263L143 261H145V260L149 261V259L151 257L148 254V250L152 247L154 249H158L160 245H162V246L164 245V247H167L168 245H171L172 243L175 246V248L179 249V250L185 249L186 251H188V250L190 251V248L193 247L194 244L188 243V242L184 245L183 240L180 238V234L183 231H185V229L189 225H191V223H194V221L196 220L195 219L196 214H198V216H203L205 218V220L207 221V220L212 218L211 216H213L214 213H211V212L209 213V211H211V210H209L207 207H204V209H203L201 207V203L197 204L198 203L197 201H196L197 202L196 207H197V205H200V206H198L200 211L198 209H197L198 212H196L195 210H192V209L187 211L188 209L186 206L190 205L189 203L191 200H193V198H194V200L191 202L194 203V201L196 200L195 196H196V198H198L199 195L198 196L194 195V193L186 195L184 193L181 195H185V196H182L181 198H179L180 195H178V197L176 195H174V196ZM207 195H208V192H207ZM227 195H229V194H227ZM251 195H249V197ZM201 196L202 195H200V197ZM219 196L221 197L222 195L220 194ZM231 196H229V197H231V199H232L233 194ZM259 196L262 197L261 194ZM158 197L159 196H157V199H159ZM202 197H204V196H202ZM211 197H212V195H211ZM116 198H117V196L115 198L113 197V199H111V201H114ZM177 198L181 199V200L178 199L179 201H183L181 204L188 203L186 206L184 204L185 207H181V208L186 209L185 214L187 215V218L190 217L189 221L185 222L183 224V226H180L179 225L180 220L178 221L179 214L180 213L182 214L183 212H182V209L179 207L180 204H177L178 203ZM207 198H209V197H207ZM235 198H234L235 201H237V199H239V198H237V196ZM26 199L25 200L22 199V200H24V202H22V203H24L25 207L23 206L24 208H22L19 205L20 208H22V210H20V212L18 210V212H17V209H15V211L12 213L14 215L13 216L14 223H17V221H18V223L23 222L24 218L26 217V213L24 211H27L29 208L32 207V205L29 204V200H26ZM226 199H228L227 196H226ZM219 200L221 201L222 198H219ZM229 200H230V198L228 199V201ZM202 201H204V200H202ZM228 201H225V198H224V202L219 203V205L216 206V207H220V209H222V212L224 215L219 216V214H218L219 217L214 218V216H213V219H215L216 221H219V220L221 221V220L225 219V217L227 218L230 214V217H234L235 220H236V218L239 219L237 221V223H242L244 218L251 220L253 222H256V221H258V219L260 217H262L264 215V198H259V199L255 200L254 201L255 206L253 208L245 209V211H241L242 215L236 209L230 210V208L228 207V204L230 202H228ZM212 202H214V201H211L210 203H212ZM104 203L106 205H108L107 201H105ZM155 203H156V201H155ZM214 203H216V202H214ZM109 204H111V203H109ZM117 204H118V202H117ZM202 205H204V204H202ZM149 206H150V204H149ZM33 207H34V205H33ZM115 207H116V205H115ZM190 207H193V206L191 205V206H189V208ZM113 208L114 207H112V209ZM205 208H207V209H205ZM23 209H25V210L23 211ZM201 209H202V211H201ZM228 209L230 212L228 211L229 214H228V216H226ZM112 211L113 210H111V212ZM105 214L107 215V213H105ZM108 215H110V214H108ZM186 215H185V217H186ZM138 218H139V216H138ZM144 218L146 219V217H144ZM114 219H116V218H114ZM157 221H155V222H157ZM104 222H106V221H104ZM162 223H160L161 226H162ZM160 224H158V226ZM198 224H199V220H198ZM178 225H179V228H177L176 233H171V230ZM49 226H51V225H48L45 223H44V225L41 226L43 229L41 235H43L44 233H46L48 231V229L50 228ZM153 227H154V229H153ZM245 227H246V225H245ZM137 230H139V231H137ZM206 230H203V231H206ZM41 235L39 238H41ZM106 237H108V236H106ZM110 238L111 237H108V239H110ZM217 239H220V238H217ZM156 240L157 241L159 240L161 242L159 244H157ZM200 241H198V242H200ZM204 241L207 244L208 240H204ZM18 244L20 245V243H18ZM119 247H118V249H119ZM16 248H18V247H16ZM121 248L123 249V247H121ZM55 249H57L58 251L61 250L60 242H57ZM197 252H199V251H197ZM192 253H194V252L192 251ZM244 254H246V251ZM116 257H118V256H116ZM218 257H220V256H218ZM97 258H98V259H96V260H98L97 264H105L106 262H109L110 264H114V263L118 264L117 262L119 261L118 259H115V256L113 257L111 252L109 253L106 248H101L100 256ZM160 259H163V255L160 256ZM222 259H225V257H223ZM161 261H163V260H161ZM121 262H122V260H121ZM150 262H151V260H150ZM147 264H150V263L148 262Z\"/></svg>", "mask_w": 264, "mask_h": 264}, {"label": "water", "instance_id": "3", "mask_svg": "<svg viewBox=\"0 0 264 264\" xmlns=\"http://www.w3.org/2000/svg\"><path fill=\"white\" fill-rule=\"evenodd\" d=\"M50 244H51V242H50ZM53 245V244H52Z\"/></svg>", "mask_w": 264, "mask_h": 264}]
</instances>
